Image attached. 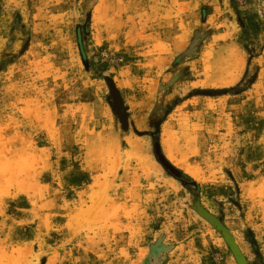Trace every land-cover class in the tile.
<instances>
[{"label":"rangeland","instance_id":"374dc122","mask_svg":"<svg viewBox=\"0 0 264 264\" xmlns=\"http://www.w3.org/2000/svg\"><path fill=\"white\" fill-rule=\"evenodd\" d=\"M195 202L264 264V0H0V264H238Z\"/></svg>","mask_w":264,"mask_h":264},{"label":"water","instance_id":"95a60500","mask_svg":"<svg viewBox=\"0 0 264 264\" xmlns=\"http://www.w3.org/2000/svg\"><path fill=\"white\" fill-rule=\"evenodd\" d=\"M106 82L110 89V93L114 101L116 114L118 115L119 120L121 122V127L122 129L126 130L128 128L127 114L125 112V108L123 106V102L121 100L120 94L116 89L115 85L113 84V82L109 78H106ZM154 149H155V155L159 163H161V165L164 168H166L174 177L181 178L180 171L175 167H173L171 164H169V162L165 159V157L161 153V149L158 141L154 144ZM194 208L201 217H203L205 220L211 223L215 227V229H217V231H219V233L223 236V238L229 245L237 263L245 264V259L243 258L241 252L239 251L237 245L235 244L232 236L228 233V231L215 219L213 215L207 212L197 202H195Z\"/></svg>","mask_w":264,"mask_h":264},{"label":"bare ground","instance_id":"6f19581e","mask_svg":"<svg viewBox=\"0 0 264 264\" xmlns=\"http://www.w3.org/2000/svg\"><path fill=\"white\" fill-rule=\"evenodd\" d=\"M131 148H132V150H137L138 148H139V145L136 143V144H133V145H131ZM165 156H166V158L170 161V162H173L174 161V159H173V157L168 153V152H165ZM174 163H176V162H174ZM173 163V164H174ZM185 169V168H184ZM191 170V169H190ZM185 172L186 173H188V172H190L189 170H185ZM235 244H238L237 243V241L235 242ZM238 246H239V244H238ZM240 247V246H239ZM240 249V248H239Z\"/></svg>","mask_w":264,"mask_h":264},{"label":"trees","instance_id":"16d2710c","mask_svg":"<svg viewBox=\"0 0 264 264\" xmlns=\"http://www.w3.org/2000/svg\"><path fill=\"white\" fill-rule=\"evenodd\" d=\"M184 176H186V175H184ZM186 178H189V177L186 176ZM189 180H191V179H189ZM192 182H193V181H192Z\"/></svg>","mask_w":264,"mask_h":264}]
</instances>
